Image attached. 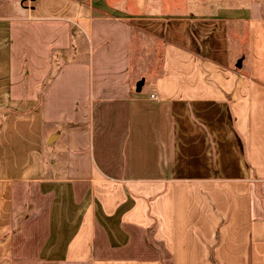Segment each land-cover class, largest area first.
Segmentation results:
<instances>
[{
    "label": "crops",
    "instance_id": "0c3cea01",
    "mask_svg": "<svg viewBox=\"0 0 264 264\" xmlns=\"http://www.w3.org/2000/svg\"><path fill=\"white\" fill-rule=\"evenodd\" d=\"M166 1L0 0V264H264V0Z\"/></svg>",
    "mask_w": 264,
    "mask_h": 264
},
{
    "label": "rangeland",
    "instance_id": "374dc122",
    "mask_svg": "<svg viewBox=\"0 0 264 264\" xmlns=\"http://www.w3.org/2000/svg\"><path fill=\"white\" fill-rule=\"evenodd\" d=\"M168 1V0H167ZM166 1V2H167ZM195 3H199L200 1L199 0H193ZM211 1H214V0H209V2H211ZM172 2H175V4H173L172 6H176V8H181V6H178L177 4H180V3H185L186 2V0H172ZM167 4H169V3H167ZM166 6V5H165ZM169 6H171V4L169 5ZM201 6H203V4L201 5Z\"/></svg>",
    "mask_w": 264,
    "mask_h": 264
}]
</instances>
